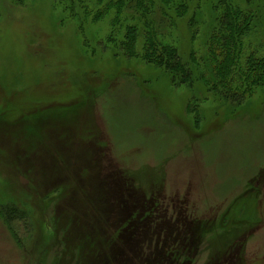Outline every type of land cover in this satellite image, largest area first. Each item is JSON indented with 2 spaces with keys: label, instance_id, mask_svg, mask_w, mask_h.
<instances>
[{
  "label": "rangeland",
  "instance_id": "374dc122",
  "mask_svg": "<svg viewBox=\"0 0 264 264\" xmlns=\"http://www.w3.org/2000/svg\"><path fill=\"white\" fill-rule=\"evenodd\" d=\"M14 1L0 0V264H264V89H205L214 18L249 15L244 54L264 56V0H190L172 26L141 18L178 48L183 85L147 59L144 35L129 58L95 48L115 29L104 13Z\"/></svg>",
  "mask_w": 264,
  "mask_h": 264
},
{
  "label": "trees",
  "instance_id": "16d2710c",
  "mask_svg": "<svg viewBox=\"0 0 264 264\" xmlns=\"http://www.w3.org/2000/svg\"><path fill=\"white\" fill-rule=\"evenodd\" d=\"M14 2L19 5L22 0H15ZM52 4L55 10L57 8L62 9L73 20H75V16L77 17L78 11L82 13L83 21L88 14L94 15V13H104L102 19L110 17V25L115 29L111 31L109 37L101 39V43L97 41L92 43V45L96 44L95 48L104 46L103 51H108V47L105 48V46L109 44L118 46L120 44L122 50L124 49L122 53L129 58V55L133 54L126 50H132L137 38L144 39L146 36L144 48L149 50V53L146 54L147 59L171 74L174 83L177 81L179 85H183L191 82L192 72L182 61L178 48L160 41L155 32V27L147 25L148 23L144 24L146 25L145 32L143 28L141 30L142 25L139 26L141 18L159 23L165 17L168 19V24L175 25L188 15L192 8L191 6L189 10L190 0H52ZM129 9H132L134 14L128 16L126 11ZM67 15L59 22L60 26L65 25L63 22ZM214 21L216 27L212 32V39L215 38L214 49L221 53L217 56L216 61L220 68L218 73L214 74L213 83L205 89L226 98L230 97L229 100L231 101L235 100L233 99L234 95L240 94L238 90H241V94L243 91L248 93L253 88L263 90L264 56L245 55L242 46L243 35L250 28V16L238 8L228 5V10L214 18ZM220 22L221 25H219ZM122 26H124V34ZM83 40L86 44L89 43L87 38H83ZM14 211V208H9L4 210L2 215L10 228L17 233L18 227L14 223L17 220V215ZM120 223L121 221H118V224ZM168 257L172 256L169 254ZM158 262L156 261V263ZM164 263L191 264L192 259L187 257L178 260L177 257H172L171 260L166 259Z\"/></svg>",
  "mask_w": 264,
  "mask_h": 264
}]
</instances>
